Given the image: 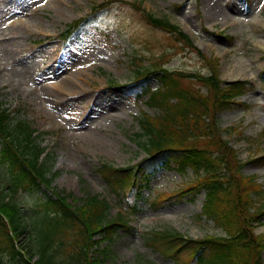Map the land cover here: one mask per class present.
<instances>
[{"label":"rangeland","instance_id":"1","mask_svg":"<svg viewBox=\"0 0 264 264\" xmlns=\"http://www.w3.org/2000/svg\"><path fill=\"white\" fill-rule=\"evenodd\" d=\"M115 1L110 4L111 13L95 15L102 20L95 23L104 28L102 33L87 28L84 35L69 40L66 49L62 34L67 26L91 14L105 0H0V41L4 34L11 38L0 42V110L10 114L12 126L26 121L36 131L37 143L46 149L41 162L46 164L48 177L53 176L51 189L15 197L29 225L18 247L26 249L27 257L33 254V262L39 258L37 224L43 218L51 221L37 208L39 198L46 201L54 197L53 191L72 194L77 202L69 201L77 206L82 198L99 195L111 202L112 216L127 210L97 170L102 163L124 168L145 158L137 144L139 119L143 111L152 116L158 111L109 84L130 83L138 67L133 60L140 53L149 57L144 66L162 60L165 54L171 70L206 73L200 50L220 57L225 83L253 81L256 89L238 100L250 108L233 107L218 119L223 138L231 141L241 161L264 154V137L260 138L264 131V80L260 77L264 70V0ZM129 2L141 4L146 14L178 25L195 47L179 50L175 36L145 25ZM56 83L59 88L54 90ZM156 84V79L149 81L152 88ZM232 127L237 131L228 132ZM241 131L246 139L240 137ZM174 170L157 173L152 190L146 193L147 201L140 204L142 210L132 217L133 232L120 230L113 241L102 242L100 249L108 250L105 264H176L147 247L145 235L152 230H174L190 239L223 235L214 223L199 217L203 194L190 203L153 205L157 195L178 190L193 177L190 170L185 175ZM243 172L256 175L264 185V168L248 165ZM9 177L0 165V194L7 193L6 200ZM260 203L264 205V198ZM262 222L255 233L264 234Z\"/></svg>","mask_w":264,"mask_h":264},{"label":"trees","instance_id":"2","mask_svg":"<svg viewBox=\"0 0 264 264\" xmlns=\"http://www.w3.org/2000/svg\"><path fill=\"white\" fill-rule=\"evenodd\" d=\"M113 1L95 6L92 14L69 25L65 34L72 36L94 24L95 14L111 12ZM129 4L148 27L175 36L187 48L195 47L177 25L146 14L139 3ZM201 57L209 66L206 74L171 71L165 67L167 62L159 61L144 67V57L140 59L132 83L123 91L129 95L136 92V99L158 111L154 117L143 112L141 132L136 135L147 156L133 167L117 169L102 164L98 169L113 196L127 204L128 209L112 216L111 202L97 195L82 198L77 206L72 195L55 193L56 199L49 197L46 201L39 198L37 208L51 221L37 224L40 248L35 262L33 254L26 257L16 247L29 225L24 223V210L15 197L51 189L53 176L48 177L46 164L41 162L45 149L33 138L34 130L26 121L12 126L10 115L0 110V165L9 172L5 190L11 197L5 201L7 193L0 194V263L16 260L19 264H105L108 250L100 249L102 242L113 241L120 230L133 232L132 216L141 211L140 204L147 200L145 193L151 190L155 174L171 168L180 174L190 169L194 175L178 190L157 195L154 206L190 203L204 194L201 216L214 223L223 235L194 240L173 230H153L145 237L147 247L176 264H263L264 234L255 232L264 220V205L260 203L264 187L255 175L248 176L243 169L248 165L264 168V154L241 161L231 141L223 138L218 119L221 112L233 106L248 107L237 99L256 85L239 80L224 86L219 76V58ZM154 79L157 87L152 89L149 81ZM260 137H264V131Z\"/></svg>","mask_w":264,"mask_h":264},{"label":"bare ground","instance_id":"3","mask_svg":"<svg viewBox=\"0 0 264 264\" xmlns=\"http://www.w3.org/2000/svg\"><path fill=\"white\" fill-rule=\"evenodd\" d=\"M11 38H8V35H3V40H1L0 42L2 43H7V40L9 41ZM54 90H57V88H59V84L56 83L55 85H53L52 87Z\"/></svg>","mask_w":264,"mask_h":264}]
</instances>
